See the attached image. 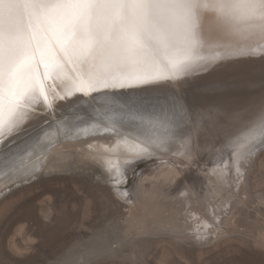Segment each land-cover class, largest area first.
Wrapping results in <instances>:
<instances>
[{"label": "rangeland", "instance_id": "374dc122", "mask_svg": "<svg viewBox=\"0 0 264 264\" xmlns=\"http://www.w3.org/2000/svg\"><path fill=\"white\" fill-rule=\"evenodd\" d=\"M226 81L238 90L234 92L230 88L227 94L196 100L195 94L206 95L217 83H195L192 80L186 92L182 91L184 99L171 92L175 94L171 99L187 106L192 121L189 117L184 121L185 114L179 119L180 125L174 136L179 140L169 138L160 141L153 138L151 145L147 142L153 153L144 152L146 157L136 158L133 164L139 160L140 163L134 171L135 175L117 188L126 191L125 199L128 198V201L122 199L116 186L114 188L113 183L104 177L108 168L96 162V157L90 156L89 146L83 145L82 149L73 146L78 142H75V137L71 138L72 135L71 139L67 137L61 142L59 135L60 142L56 139L54 149L70 152L68 157L58 160V167L52 170L44 167L39 176L32 177L28 183L24 181L11 191L7 189L3 197L0 196V264H81L84 260H88L84 264H264V147L255 153L253 167L247 170L245 181L241 179L237 182L236 176L235 181L230 179L231 184L226 185L227 189L230 188L228 193L211 194L213 189L218 191L217 187L205 179L207 171L211 172V169L221 165L227 154L233 157V151L238 147L234 145L264 112V82L249 85V88L230 78ZM237 82L240 85H235ZM249 92L250 96L246 95ZM162 96L144 98L146 108L160 114L162 107L154 105L168 101L166 103L171 106L173 100ZM220 98L239 104L244 101L252 107L251 112L235 111L231 115L230 111L221 114L208 108L217 105L222 110L226 109V106L220 105ZM82 106L85 105L76 109L73 107L74 113L65 114L61 120L74 117L78 114L75 111ZM102 112L94 111L91 115L100 116ZM55 119L53 117L40 128ZM155 126L158 128L159 125ZM28 129L30 127L23 128L19 134H25L15 142L6 143V149L0 151L11 152L20 140L24 142L33 138L34 134L29 136ZM113 131L101 137L113 135ZM168 131L165 129V132ZM87 138L85 136L82 140ZM190 139L192 144L188 148ZM154 140L156 143H153ZM8 144H12V149ZM191 147L192 158L186 155ZM49 155L46 154V157ZM168 171L173 173L169 175ZM235 172L239 174L237 170ZM214 178L221 182L220 178ZM136 190H142V193ZM139 192L144 200L139 201L136 209L131 203L139 197ZM209 195L224 206L223 213H220V224L216 220L209 237H199L193 233L197 226L188 225L185 229L180 225V211L171 206L176 202L186 207L185 213L189 199L193 197L192 201H195L203 196L205 200ZM170 199L173 201H165ZM136 220H142L143 225L134 227ZM199 224L204 225L201 221ZM101 246L110 250L104 252Z\"/></svg>", "mask_w": 264, "mask_h": 264}, {"label": "snow or ice", "instance_id": "6c2138e0", "mask_svg": "<svg viewBox=\"0 0 264 264\" xmlns=\"http://www.w3.org/2000/svg\"><path fill=\"white\" fill-rule=\"evenodd\" d=\"M206 48L264 52V0H0V145L41 105L181 80L219 58ZM146 103L131 97L117 106L135 118ZM162 115L179 120L182 105L173 100ZM257 138L264 112L247 130L248 142ZM15 162L0 151V164Z\"/></svg>", "mask_w": 264, "mask_h": 264}, {"label": "bare ground", "instance_id": "6f19581e", "mask_svg": "<svg viewBox=\"0 0 264 264\" xmlns=\"http://www.w3.org/2000/svg\"><path fill=\"white\" fill-rule=\"evenodd\" d=\"M216 51L220 52V56L218 59L208 63L206 67L202 66L201 68L197 69L193 73L189 74L187 77L181 80H178V81L170 80L167 82L160 83L161 86H156V87L155 86L153 87L152 85L146 88L107 89L103 91H101L102 90L101 89L97 91L98 93L95 92V93H91L88 95H85L83 93H76L74 96L69 97L68 99L64 101H57L56 107L54 109H44L43 105H41L40 111L37 112L35 115H33L31 119H29L16 134H14L13 136H10L9 139L5 142V143H9L12 140H14L15 142L18 138L22 137L25 134V133L19 134V132L23 128H26V127H30V129H28L27 131L28 133H30L29 136L34 134L33 138H30L24 142L23 140L22 141L20 140L18 145L15 143L17 146L14 147L13 151H11V153L15 154L16 156V162L14 164H11L9 166L0 164V196L5 194L7 189L11 191V189H13L14 187L21 186L24 181H27L28 183V181H30L32 177L39 176L42 173V170L44 169V167L46 168V170H52L58 167V165H56V162L58 160L65 158L70 153L68 151H64V150L56 151L54 149V146L56 145V139H58L60 135L61 142L65 141V138L67 137L69 139L71 138L73 139L75 137L74 140L75 142H78V143L73 146L80 147L81 149L83 148V145L89 146L90 150H88L89 151L88 153L91 154L90 156L96 157L94 158L96 162H99L100 164L108 168L107 170L104 171V175H105L104 177L108 178L111 181V183H113L112 186L114 185L113 186L114 188L116 186V190H118V194L122 197V199H125L126 191H121V189H117V188H119L123 182H126V180H129L131 175H135L134 171L138 167L139 165L138 162L140 163V160L136 162L135 164L132 163L131 166H130L131 163L128 164L129 166L127 167L126 176H122L120 172L123 171V168L126 162L137 161L136 158H138L139 156L146 157V155L144 156V152H140L138 154V149L136 148V146L139 145L140 148H147V151H146L147 154L153 153L149 146L152 144L150 141L153 138H157L160 141L167 140L169 138L171 139L177 138V140H179L180 138L178 139V137H174V136H175L176 131H178L177 127H179L178 125L180 124L178 122L179 120H175V119L165 120L163 115L161 114L162 112L160 114L156 113L157 111H153V109H148L149 107H147L146 112L137 115L135 118H132V116L129 115L126 112V110L120 109L117 106V104L123 103L124 101H126L127 99L131 97H141L142 96V98H151L154 96H158V94H165L166 92H170V93L173 92L175 94L181 95L182 91H185L187 87H190L191 83L189 81L192 82L193 80L195 81V83L214 82L215 80H217V78L221 74L224 75L230 71L232 72L239 71L240 68L245 67L246 63H250L252 61L253 63L264 65V52L257 51V52H247L242 55H228L225 53L223 48H219V49L206 48L204 54L211 56V55H215ZM253 56L254 58H257V59L254 60V58H252ZM238 59H242V62L239 61ZM232 60H238V61H232ZM206 73L207 75H205ZM238 82L235 85H240L238 84ZM214 84H216V82H214ZM245 85L247 84H244V86ZM230 88L231 90L233 89V87L231 86ZM243 88L247 89L245 87ZM235 90H238V89L236 88ZM235 90L234 92H236ZM229 92H230V89H229ZM135 94L137 95L133 96ZM175 94L170 95V96L175 97ZM249 94L250 92L247 93L246 95H249ZM170 96H167V97L170 98ZM176 97H178V95ZM109 98L116 101L117 104H113L110 106L107 103V100ZM262 101H263V98H262ZM91 102H95L94 103L95 105L90 104ZM166 102L168 101H165V103H162V104H156L154 106L162 107V109L169 108L170 105H168ZM240 102L242 104H239V102H236V101H230L229 99L227 100V99L220 98L219 100L220 105L226 106L227 107L226 109L222 110L217 105H214V106L211 105V106H208V108L213 109L214 111L220 112L221 114L228 112V111H230V113L229 112L228 113L231 115L235 111H243V113L248 111L247 114L248 113L250 114L251 106L249 107V104H247L244 101H240ZM257 103L261 105L259 101H257ZM82 104L85 106H82V108H79L78 111H75V113H78L77 115H74V117H70L69 119L65 118V120L64 119L61 120V118L65 114L69 112L74 113L72 112L73 107L76 109V107ZM259 105L258 107L256 106L258 109H259ZM59 109L62 111V113L61 111H58L61 113V115L58 114L57 112V110ZM182 109H183V114H185V116L183 117L184 121L187 120L188 117L190 118L189 120H191V117H192L191 112H189V109L187 108V106H182ZM99 110L103 111L100 114V116L91 115L94 111H99ZM90 115L92 117H90ZM53 117L54 118L56 117L57 119H55L54 121H51L49 124L40 128V125L52 119ZM160 121H163V122L161 123ZM181 122H183V119L181 120ZM155 125H159L158 128ZM165 129H168L169 131L165 132ZM113 130H115V133H118V134L114 135L115 134L114 133L113 135H110V136L101 137L102 135L113 133L114 132ZM85 136H88V138L85 140H82V138ZM138 136L140 139L137 138ZM242 136H243L242 138L239 136L241 138V139L239 138V141L235 138L238 142L234 146H238V147H236L235 150L233 149L234 150L233 151L234 155L232 154L233 157L231 158L230 154H227L222 159L223 161L221 165L217 166L216 169H211L212 170L211 172L207 171V174H205V179L207 180V183L215 184L214 186L217 187V190H218V191H215V189L213 190L211 189L212 190L211 194H214V193L219 194V192L221 191L223 192V191L230 190V188L229 189L226 188V185L231 184L230 179L235 181V176L237 177L236 178L237 182L242 181L241 179L245 181L247 170L253 167L252 165L256 158L255 153H258L259 149L264 147V138H257L256 140L248 142L247 132H245ZM92 139H97V140L92 141ZM108 139H111V141H109ZM190 141L191 139L188 141V144H187L188 148H190V144H192L190 143ZM147 142L148 143L150 142L149 145H147ZM10 145L12 149L13 146L12 144H8V146ZM71 146L72 144L69 145V147ZM5 147L4 145H1L0 149L5 148ZM89 148L87 147V149ZM46 154H50L49 157L47 156L48 158L46 157ZM186 155L190 157L194 156V154L192 153V147L191 149H187ZM44 159H46V161ZM235 170H237L239 174L236 172L233 173ZM242 172H243V176L241 177ZM168 173L170 175V173H173V172L168 171ZM220 173L222 174L221 177L218 176V174ZM114 176L115 178L113 179L112 177ZM214 177L220 178L221 182H219L217 179L214 180L215 179ZM223 182L225 184L222 185ZM136 191L141 192L142 190H136ZM140 192H139V197H137L138 196L137 195L136 196L137 199L131 203V204H135L136 209H138L139 201L142 202L144 200L143 197H141ZM194 192L195 190H193L192 193L195 194ZM210 195L208 196L209 199L206 198L205 200L204 198H202L203 196L201 198H198V200L195 199V201H192L194 200L193 197L192 199H189L188 204H187V207L189 206L188 211H185V213H184V209L186 210V207L179 206L176 202H174L171 206L172 208L175 207L176 210L180 211L179 218H178L180 219V225L185 226V229L189 227L188 225L195 226V227L197 226L196 229H194L195 232L193 231V233L199 237H203V236L209 237L210 231L214 229L213 228L214 225L216 226V220H219V224H220V213H223L222 209L224 206H220L217 203V201H215L213 196H210ZM125 200L128 201V198H126ZM165 201L169 202V201H173V199L165 200ZM166 204L170 205V203H166ZM200 221L204 225L202 224L200 225L199 224ZM136 222L137 223L134 225V227L143 225L142 220H136ZM195 224H199V225H195ZM100 249L103 250L104 252H108V250H110V248L108 249V247H105V246H101ZM104 252H102V254H104ZM84 262H88V260H84ZM84 262H81V264H84Z\"/></svg>", "mask_w": 264, "mask_h": 264}, {"label": "water", "instance_id": "95a60500", "mask_svg": "<svg viewBox=\"0 0 264 264\" xmlns=\"http://www.w3.org/2000/svg\"><path fill=\"white\" fill-rule=\"evenodd\" d=\"M252 58H254V56ZM255 59H257V58H254V60ZM238 60L242 62V59H238ZM238 60H232V61H238ZM244 61H246V60H244ZM259 63H261V62H259ZM226 78L227 79L228 78L233 79V81H239L241 83L247 84L248 86L262 83V82H264V65L256 64V63H253V61H252L250 63H246L245 67L240 68L239 71H236V72L230 71L224 75L221 74L217 78V81H216L217 84H216V87H213L214 89H209L208 92L206 93V95L195 94V96H194L195 99L200 100V99H203V97L213 98L214 96H219L220 94L225 93L227 90L230 89V86H231L230 82L227 83V81H225V80H227ZM218 81H220V82H218ZM154 86L156 87V86H161V85L158 84V85H153V87ZM129 89H133V88H129ZM103 90H107V89H102L101 91H103ZM93 93H95V92H93ZM166 93L167 94H165V95L164 94H158V95H163V96L174 95L173 93L169 94L170 92H166ZM181 96H183L182 98L184 99V94H181L180 97ZM171 100H174V99L169 98V101H171ZM158 103H162V102H158ZM5 142L3 144L4 147L6 146Z\"/></svg>", "mask_w": 264, "mask_h": 264}]
</instances>
